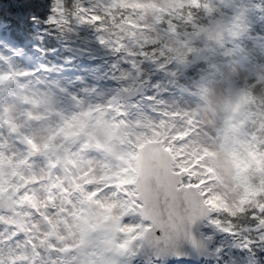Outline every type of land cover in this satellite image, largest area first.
<instances>
[{
  "label": "clouds",
  "instance_id": "clouds-1",
  "mask_svg": "<svg viewBox=\"0 0 264 264\" xmlns=\"http://www.w3.org/2000/svg\"><path fill=\"white\" fill-rule=\"evenodd\" d=\"M64 2L71 6L69 0ZM87 4L104 17L92 25L106 26L99 31L106 38L101 42L105 46L124 52L147 49L144 59L162 65L184 67L195 54L208 61V80L195 91L198 103L184 111L192 117V131L182 141L186 147L177 161L189 171L176 180L199 187L184 190L190 198L181 202V213L194 212L200 220L213 214L238 216L244 212L240 208L260 211L257 205L264 203V34L253 39L251 48L237 39L248 32L251 0H87ZM240 52L252 61L253 71L239 61ZM217 54L219 64L214 59ZM62 91L60 84L39 77L23 79L11 64L0 67V184L47 172L72 182L100 158H111L106 146L113 152L125 150L130 147L125 141L143 131L121 119L117 110L84 98L75 101L74 110H66ZM178 123L188 126L185 118ZM216 195L220 198L214 204L206 203ZM220 204L235 215L216 207ZM123 222L141 223L142 218L133 213Z\"/></svg>",
  "mask_w": 264,
  "mask_h": 264
},
{
  "label": "snow or ice",
  "instance_id": "snow-or-ice-1",
  "mask_svg": "<svg viewBox=\"0 0 264 264\" xmlns=\"http://www.w3.org/2000/svg\"><path fill=\"white\" fill-rule=\"evenodd\" d=\"M52 13L48 22L61 28L70 24V17L80 24L104 19L84 0H71L70 7L56 0ZM105 27L100 24L97 29ZM98 39L106 42L103 35ZM117 44L123 46L119 40ZM165 115L169 119L135 122L143 131L125 141L129 148L113 152L106 146L111 158H100L72 182L47 172L0 184V264H129L126 258L145 243L158 252L175 248L182 235L196 244L185 226L198 217L194 212L182 214L180 205L190 198L184 190L199 185L176 180L189 171L177 158L186 147L182 141L192 131V117L184 111ZM181 118L187 120V127L179 125ZM219 198L216 195L206 203ZM216 207L235 215L225 204ZM257 207L264 212V203ZM133 213L142 222L124 223L123 218ZM211 222L221 224L219 219ZM260 222L264 224V217Z\"/></svg>",
  "mask_w": 264,
  "mask_h": 264
},
{
  "label": "trees",
  "instance_id": "trees-1",
  "mask_svg": "<svg viewBox=\"0 0 264 264\" xmlns=\"http://www.w3.org/2000/svg\"><path fill=\"white\" fill-rule=\"evenodd\" d=\"M84 2L87 4V0H84ZM53 3V0H0V34L14 40V44L9 45L10 49L16 51L19 48L23 49L27 56L43 61L49 66L60 67V65L66 62L67 54L58 48L57 38L60 36V32L64 31L65 27H57L55 24L48 22V17L52 15ZM69 3H71V0H69ZM21 8L24 11L23 15L19 12ZM262 9L264 10V6ZM261 16H264V12L259 15V17ZM31 21L32 23H30ZM249 26L247 34L240 41L244 44L245 48H251L253 39L257 38L260 34H264V23L258 24L254 21V24L250 23ZM36 27L40 29L39 32H36ZM75 33L78 43H90L94 47L96 54L100 56L103 55L109 59L119 58L121 66L131 65V62L123 59L124 57H128L131 61H138L140 59L142 61L141 64H143L142 56L147 52V49L142 51L133 50V52H124L122 50L118 54L113 47L105 46L100 42L98 39L100 32L97 27L88 23H77ZM199 56L201 54H195L190 57L191 62L184 67L171 64L175 67V72L170 75L171 78H174V87L187 86L189 94L195 96V98L191 99L195 101L198 100V97L195 95L196 88L208 80V74L211 71L208 61L198 58ZM237 58L242 64L247 66V71H253L252 61L247 58L244 52L238 53ZM214 59L217 64L220 63L221 58L218 54ZM17 61L23 65L21 60ZM142 67L144 66L142 65ZM153 68H150L152 70H148V67H144L142 69L143 76H145V72L150 74V72L155 71ZM78 88L79 86L75 85L73 90L78 91ZM81 98H83L82 95ZM222 215V224L244 236L248 232L244 228L249 226L253 229L257 219L264 216V212L251 209L245 210L238 216L228 217L227 214Z\"/></svg>",
  "mask_w": 264,
  "mask_h": 264
},
{
  "label": "rangeland",
  "instance_id": "rangeland-1",
  "mask_svg": "<svg viewBox=\"0 0 264 264\" xmlns=\"http://www.w3.org/2000/svg\"><path fill=\"white\" fill-rule=\"evenodd\" d=\"M54 1V0H53ZM264 0H251L252 9L249 16V25L250 23L254 24V21H256L258 24L262 23L263 17H259V15L264 12L262 7L264 6L263 3ZM257 5L259 7H257ZM32 23V21L30 22ZM250 28V26H249ZM248 28V30H249ZM72 29L74 30V27L72 28L70 26L67 27V29L64 31V36L66 38H60L63 41L62 47L67 51L69 56H72V59L74 56H78V54H85L87 55L89 61L93 63L89 68V72L94 77H105L107 75H112L113 70L117 73V79L119 82H122V85L120 87L125 88L126 90H133L138 86L139 84H146V79H142V72L144 67L156 68V70L159 71L158 79L155 82V84L151 85L150 87V94L148 95L153 99V102L147 103L145 100L141 99H135V100H126L123 99L121 102V107L124 108V111L126 112L124 120L133 123L137 121H145V120H152L154 122L159 121L160 119H169L168 116L165 115L166 112H174V111H188L189 109L195 108L198 102H194L189 99H181L178 95V93H168L165 90V88L169 87V84H171L173 81L169 79L168 74H171L174 72L173 67H167V69H164L165 66L162 64H159L157 62H154L153 60L144 59L143 55V64H141V60L138 61H131L128 59L127 61L131 62L133 64V67L129 68H123L120 72L115 71V68H113L110 63L108 64L106 60L101 59L98 60L95 55V49L90 43H82L77 44L74 43V38L71 35ZM36 30H40L38 27H36ZM247 34V33H246ZM239 41L243 39L242 37H237ZM5 46L0 45V57H3V59H0V67H7L8 64H11L12 66L15 64L9 63L10 57L12 56L7 52V50L4 48ZM69 48V49H68ZM114 49V48H113ZM64 51V52H65ZM90 53V54H89ZM89 54V55H88ZM99 55V54H98ZM101 57H104L101 55ZM66 58V59H67ZM198 58H202L199 56ZM5 60L8 62V64L5 63ZM142 65L144 67H142ZM171 65V64H168ZM14 67V66H13ZM16 69L22 73V70L18 68L15 65ZM168 72V74L166 73ZM167 74V75H166ZM37 77L40 78V75H37ZM84 89L83 88V94H85V97L83 95V98L86 99L89 103L93 104H103L105 106L111 104L113 105L116 103V99L112 97L110 100L109 95L112 93V91L116 88L113 87H104L100 91L96 90L95 86L93 87L92 82H84ZM111 89V90H110ZM184 92V88L181 89ZM77 95V94H75ZM189 98H195V96L190 95ZM62 105L65 107L66 110H74L75 107V101L78 100V98H71L69 96L61 97ZM70 106V107H69ZM123 119V118H122ZM221 215V214H220ZM231 217V216H228ZM217 219V218H215ZM220 220V218H218ZM244 230H248L247 234L254 236V240L260 241L263 239V233L259 232L258 229H256L255 232L251 234V227H246ZM254 231V230H253ZM209 234V232H207ZM216 244L213 246L215 250H217V247L219 245L227 244L229 246L228 250L225 253V256L227 255V264H256L254 258H250L246 262H243V256L241 254H238L240 251V246L242 245L240 242H233V238H230V240H227L226 238L219 237L216 239ZM235 252L237 254H235ZM257 258L260 261V264L264 263V258L262 256H257ZM129 260V264H142L138 262L134 256L126 258Z\"/></svg>",
  "mask_w": 264,
  "mask_h": 264
},
{
  "label": "water",
  "instance_id": "water-1",
  "mask_svg": "<svg viewBox=\"0 0 264 264\" xmlns=\"http://www.w3.org/2000/svg\"><path fill=\"white\" fill-rule=\"evenodd\" d=\"M144 91V86L141 85L138 89L134 91H122V95L127 99H134ZM210 217V216H209ZM209 217L196 220L191 224H187L186 230L191 233V236L196 241V244L192 240L186 239L183 235L180 237L179 243L175 248H169L166 251H157V249L147 243L141 246L140 252L137 255L138 259L144 260L149 264H152L153 259L156 260H172L179 258L180 260H197L200 261L202 258L214 259L222 252L218 253L211 252V247L213 239L215 237L222 236L228 231H225L224 228H218L217 225L209 222L208 226H204L205 221L209 220ZM259 227L264 228V224H259ZM211 229L215 235L213 237L207 238L204 234L203 229ZM156 235L161 234L160 229L155 230Z\"/></svg>",
  "mask_w": 264,
  "mask_h": 264
},
{
  "label": "flooded vegetation",
  "instance_id": "flooded-vegetation-1",
  "mask_svg": "<svg viewBox=\"0 0 264 264\" xmlns=\"http://www.w3.org/2000/svg\"><path fill=\"white\" fill-rule=\"evenodd\" d=\"M240 243H243V240H240Z\"/></svg>",
  "mask_w": 264,
  "mask_h": 264
}]
</instances>
